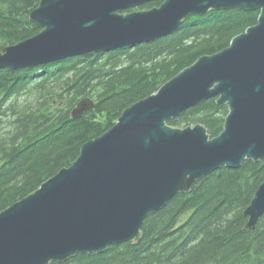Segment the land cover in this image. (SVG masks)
Returning a JSON list of instances; mask_svg holds the SVG:
<instances>
[{
  "label": "water",
  "instance_id": "obj_1",
  "mask_svg": "<svg viewBox=\"0 0 264 264\" xmlns=\"http://www.w3.org/2000/svg\"><path fill=\"white\" fill-rule=\"evenodd\" d=\"M162 1L159 7L132 11ZM259 11L257 24L221 52L200 58L158 91L122 112L76 161L0 212V264L62 263L138 244L147 217L222 168L264 160V0H40L29 21L40 32L0 53V70H21L152 42L190 16ZM217 98L228 114L222 133L166 123ZM90 98L71 110L79 119ZM264 214V183L243 211L246 231Z\"/></svg>",
  "mask_w": 264,
  "mask_h": 264
},
{
  "label": "trees",
  "instance_id": "obj_2",
  "mask_svg": "<svg viewBox=\"0 0 264 264\" xmlns=\"http://www.w3.org/2000/svg\"><path fill=\"white\" fill-rule=\"evenodd\" d=\"M39 1L0 0V53L40 32L29 21ZM258 16L259 11H211L204 17L190 16L152 42L35 68L0 70V212L70 167L81 147L110 130L123 111L200 58L226 49L257 24ZM84 98L95 107L72 119L71 110ZM227 114V106L211 98L166 124L202 125L215 138L222 133ZM263 183L264 160L222 167L150 214L138 244L130 241L100 255H78L51 264H264V214L254 231L244 229L243 216Z\"/></svg>",
  "mask_w": 264,
  "mask_h": 264
},
{
  "label": "bare ground",
  "instance_id": "obj_3",
  "mask_svg": "<svg viewBox=\"0 0 264 264\" xmlns=\"http://www.w3.org/2000/svg\"><path fill=\"white\" fill-rule=\"evenodd\" d=\"M162 4V3H161ZM160 4V5H161ZM159 7V6H158ZM138 8V7H137ZM154 8V7H153ZM134 9H136V8H134ZM130 10H132V9H130ZM149 10V9H148ZM134 11V10H133ZM136 11H140V10H136ZM132 12V11H131ZM124 13V12H123ZM128 47V46H127ZM111 51V50H110ZM107 52H109V51H107ZM102 53H104V52H102Z\"/></svg>",
  "mask_w": 264,
  "mask_h": 264
},
{
  "label": "rangeland",
  "instance_id": "obj_4",
  "mask_svg": "<svg viewBox=\"0 0 264 264\" xmlns=\"http://www.w3.org/2000/svg\"><path fill=\"white\" fill-rule=\"evenodd\" d=\"M22 100H23V98H20V99H19V101H22Z\"/></svg>",
  "mask_w": 264,
  "mask_h": 264
}]
</instances>
